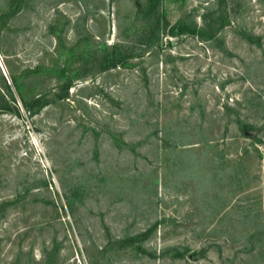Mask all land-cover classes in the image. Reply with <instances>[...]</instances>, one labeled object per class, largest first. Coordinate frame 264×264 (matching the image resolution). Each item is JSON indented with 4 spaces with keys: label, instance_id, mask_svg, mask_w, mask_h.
<instances>
[{
    "label": "rangeland",
    "instance_id": "1",
    "mask_svg": "<svg viewBox=\"0 0 264 264\" xmlns=\"http://www.w3.org/2000/svg\"><path fill=\"white\" fill-rule=\"evenodd\" d=\"M0 58V264H264V0H0Z\"/></svg>",
    "mask_w": 264,
    "mask_h": 264
},
{
    "label": "trees",
    "instance_id": "2",
    "mask_svg": "<svg viewBox=\"0 0 264 264\" xmlns=\"http://www.w3.org/2000/svg\"><path fill=\"white\" fill-rule=\"evenodd\" d=\"M152 11H154V6H152V8L150 9V13H152ZM149 14V13H148ZM189 27H187L185 24L183 23H178L177 25L174 26V29L176 31H174L173 29V32H175V34H182L184 32H186ZM11 79H12V84L13 86L17 89V91L20 93L22 92V85L20 83V81L18 80V77L13 73V71H11ZM7 88H8V93H6V97L8 98V100H5V97H3V103H0V108H10V99H13L14 100V94L12 93L11 91V88L9 85H7ZM20 98L22 100V103L24 105V107L28 110V111H34V108H42L44 106V102L42 101V99L40 97H37V99H35V101L33 103H30L26 98L25 96L22 94H20Z\"/></svg>",
    "mask_w": 264,
    "mask_h": 264
},
{
    "label": "built area",
    "instance_id": "3",
    "mask_svg": "<svg viewBox=\"0 0 264 264\" xmlns=\"http://www.w3.org/2000/svg\"><path fill=\"white\" fill-rule=\"evenodd\" d=\"M0 64H2V63H1V58H0ZM3 72H4V74L7 76V74L5 73V70H4V69H3Z\"/></svg>",
    "mask_w": 264,
    "mask_h": 264
}]
</instances>
